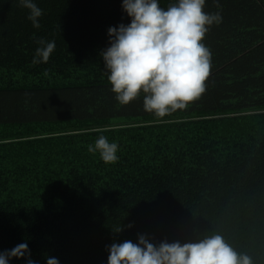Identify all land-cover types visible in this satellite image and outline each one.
Wrapping results in <instances>:
<instances>
[{
    "label": "trees",
    "instance_id": "trees-1",
    "mask_svg": "<svg viewBox=\"0 0 264 264\" xmlns=\"http://www.w3.org/2000/svg\"><path fill=\"white\" fill-rule=\"evenodd\" d=\"M35 2L39 30L0 0V252L27 242L37 264H107L108 246L140 234H220L264 264V0H206L222 15L203 41L206 91L163 120L111 91L100 53L130 23L122 0ZM41 38L56 48L34 65ZM101 134L115 164L88 151Z\"/></svg>",
    "mask_w": 264,
    "mask_h": 264
},
{
    "label": "clouds",
    "instance_id": "clouds-1",
    "mask_svg": "<svg viewBox=\"0 0 264 264\" xmlns=\"http://www.w3.org/2000/svg\"><path fill=\"white\" fill-rule=\"evenodd\" d=\"M18 4L28 10L27 19L39 30L43 10L35 0H18ZM216 4L219 8V0ZM205 5L206 0H172L165 9L160 0H122L130 23L109 27V45L100 53L120 105L142 98L144 110L163 120L202 96L212 59L203 41L212 26L222 23L221 13L206 12ZM36 44L32 63L47 64L55 41L41 38ZM118 149L103 134L88 145V151L98 153L105 164L118 161ZM123 230L120 227L114 232ZM106 251L107 264H253L249 255L238 253L220 234L172 242L140 234L137 242L114 241ZM14 259L37 264L27 242L0 252V264H11ZM45 260L46 264H60L53 256L46 255Z\"/></svg>",
    "mask_w": 264,
    "mask_h": 264
}]
</instances>
